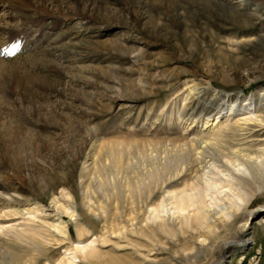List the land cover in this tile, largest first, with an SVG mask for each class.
<instances>
[{"label":"rangeland","instance_id":"obj_1","mask_svg":"<svg viewBox=\"0 0 264 264\" xmlns=\"http://www.w3.org/2000/svg\"><path fill=\"white\" fill-rule=\"evenodd\" d=\"M262 109L264 0H0V264H208L213 243L194 257L171 215L181 180L144 206L141 172L227 123L263 149ZM246 178L252 212L217 240H251L226 264H264V184Z\"/></svg>","mask_w":264,"mask_h":264},{"label":"bare ground","instance_id":"obj_2","mask_svg":"<svg viewBox=\"0 0 264 264\" xmlns=\"http://www.w3.org/2000/svg\"><path fill=\"white\" fill-rule=\"evenodd\" d=\"M225 105L224 103H217V106L209 107V109L203 108L202 111L208 116L213 110H217V112L221 111ZM233 109V105L227 108L229 111ZM262 111L263 109L260 110L258 115L254 116L258 118L257 121L264 123ZM248 119L251 118L249 117L244 120ZM242 129H237L232 124L227 123L213 133H207V130V132L201 131L191 136L186 135L181 137V139L179 138L177 142L171 140L168 143L169 148H166L167 146L165 145L167 144L162 143V146H164L161 151L162 155L148 157L145 161L146 164L144 165L143 163L144 170L141 168L145 195L143 194L140 202L144 206L151 202L155 186L159 188H171L173 183L181 180V187L175 188L176 190L168 189L171 193V215H173L174 219L178 220L179 226H184L185 230L193 237V245H195L194 257L198 256V248L203 243H213L211 249L212 258L208 264H226L222 260L223 251L233 246H236L237 250H241L245 243L251 240L248 237L241 239V237L237 236L236 231H232L231 234L229 233L228 239L217 240L222 232L221 229L223 231L226 230L238 216H248L252 212L243 210L242 208L245 201L254 193V187L249 184L246 176H250L259 185L264 184V148L255 149L250 144H247L244 141L246 139L244 133H237ZM209 161L212 163H208ZM214 163H219V165L216 168V172L213 173H221L223 176V178L219 179V182H217L218 179L205 177V166ZM223 187L229 193L221 190ZM221 193H223V199L217 196H220ZM206 196H208V199L205 198ZM131 200L129 202H131L132 206L133 201ZM160 202L156 203L150 212L153 218L159 220L162 218V215H160L162 203ZM212 207L217 209L212 211L210 210ZM262 208L264 209L263 206ZM58 224L55 226V229L62 233L64 225L60 222ZM245 225L246 222L243 219L241 228L239 229L240 232H243ZM157 226H164V224L160 221Z\"/></svg>","mask_w":264,"mask_h":264},{"label":"built area","instance_id":"obj_3","mask_svg":"<svg viewBox=\"0 0 264 264\" xmlns=\"http://www.w3.org/2000/svg\"><path fill=\"white\" fill-rule=\"evenodd\" d=\"M253 259H254V256L251 255V256L248 258L247 263H245V264H253V263H250V261H252Z\"/></svg>","mask_w":264,"mask_h":264}]
</instances>
